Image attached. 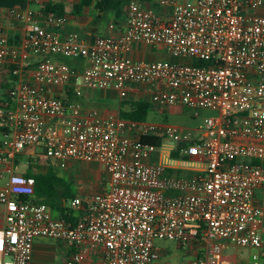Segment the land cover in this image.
Instances as JSON below:
<instances>
[{
  "label": "built area",
  "instance_id": "1",
  "mask_svg": "<svg viewBox=\"0 0 264 264\" xmlns=\"http://www.w3.org/2000/svg\"><path fill=\"white\" fill-rule=\"evenodd\" d=\"M156 3L160 12L129 1L125 30L90 43L76 33L60 38L31 9L8 10L26 23L27 33L10 45L0 28V68L11 77L0 102V264H30L40 237L71 248L66 264H85L87 245L98 246L99 264H151L161 257L156 240L203 245V255L182 264H230L225 243L255 249L251 264H260L264 0ZM44 17L53 29L65 22L53 12ZM135 43L162 47L169 59L134 60L129 53ZM53 56L86 65L78 70ZM140 85L155 105L217 115L192 134L166 123L102 115L80 100L84 87L113 88L125 98L130 86ZM147 136L160 137V146L143 144ZM35 148L53 168L65 169L70 161L103 164L106 186L68 199L72 219L53 218L34 199L35 179L19 171L21 155L35 156ZM180 163L194 174H170L182 169Z\"/></svg>",
  "mask_w": 264,
  "mask_h": 264
},
{
  "label": "crops",
  "instance_id": "2",
  "mask_svg": "<svg viewBox=\"0 0 264 264\" xmlns=\"http://www.w3.org/2000/svg\"><path fill=\"white\" fill-rule=\"evenodd\" d=\"M124 5L121 7L122 0H118V3H102L97 2L93 3L87 0H0V28L2 30L3 36L6 38V41L10 45H19L21 40L25 37L27 33V25L23 21L14 19L8 15L9 9H31L37 13L38 21L41 23L47 30L54 31L58 34L60 38H63L69 33H76L85 43L92 42L95 37L103 35H116L125 30V12L127 8V3L129 0H124ZM142 6L146 8L150 5L146 0H137ZM154 4L157 5L156 0ZM160 8V7H159ZM156 12L160 10L154 9ZM56 13L60 16H63L65 19L64 24L58 28L53 29L45 25V14L47 13ZM140 45L142 43H135L133 45L132 51L129 53V57L134 60L143 59L141 55H144L142 50L140 51ZM146 54V53H145ZM56 61H62L69 66L81 70L86 62L84 59H71L70 58H60L59 56L52 57ZM169 59L165 55L156 56L152 59L146 60H155V59ZM37 58L34 56L30 58L32 61V66L28 69L27 79L31 77L33 72V62ZM11 80V79H10ZM9 80V83H10ZM10 85V84H9ZM147 86H130L128 88V93L125 98H121L118 92L113 88L106 89H97V88H82V98L81 102L88 108L97 110L102 115H114L120 117V111L122 109V104L125 101H139L147 100ZM53 92L56 94H64L63 88L54 87ZM71 93V91L69 92ZM0 134L2 135L1 129ZM2 139V138H1ZM0 139V140H1ZM26 157V165L24 173L27 171L28 167L43 172L46 168L44 162L47 159L42 160L39 156L30 157L29 152H25L21 155ZM20 157V158H21ZM19 158V161H20ZM28 158L31 160L29 161ZM33 158V159H32ZM36 160L38 161L36 163ZM21 163V161H20ZM32 163V164H31ZM49 163V162H48ZM33 164H35L33 166ZM50 165V164H49ZM186 167V165H185ZM103 164L99 162L89 163L90 171L97 170L100 173L103 172ZM66 169L65 179L67 182H73L69 180L71 176H79L81 181H84V178L87 177L88 173L86 169H79L77 163L68 162ZM63 169V170H65ZM187 170H189L187 168ZM100 189V188H99ZM97 188L93 190H88L83 187H79L77 191H73L76 197H88L93 195L101 190ZM73 190V189H72ZM93 191V192H92ZM61 206H64L66 209L65 213L71 210L67 207L66 201L62 203ZM53 218H63V213L59 208H52L48 206ZM69 209V210H68ZM70 219V218H69ZM3 224V209L0 207V226ZM193 247V246H192ZM231 247H235L231 244H224V253L230 261V264H251L250 255L256 252L255 249L245 248L249 250L248 260L243 261L240 259L239 255L236 252L231 250ZM158 249V248H157ZM195 249V247H194ZM159 250V249H158ZM161 253V250H159ZM71 248L63 241H58L50 238L40 237L35 239L33 244L32 258L30 264H66V260L70 256ZM100 251L98 246L87 245L86 249L83 252V259L85 264H99L98 255ZM198 257L196 254L195 257ZM160 257L159 260L152 262L151 264H169ZM260 264H264V247L260 250Z\"/></svg>",
  "mask_w": 264,
  "mask_h": 264
},
{
  "label": "rangeland",
  "instance_id": "3",
  "mask_svg": "<svg viewBox=\"0 0 264 264\" xmlns=\"http://www.w3.org/2000/svg\"><path fill=\"white\" fill-rule=\"evenodd\" d=\"M133 1H137V0H133ZM146 1L150 5L149 7H151V9L160 10L159 6L154 4V0H146ZM124 2L125 1L122 0L121 7H123ZM139 47H140V51L142 50V52H144L143 53L144 55H141L143 59H152L156 56L166 54L162 47H158V46L154 47L147 44L140 45ZM10 79L11 77L9 75V72L6 71L5 68H0V100L4 98L5 91L8 87V85L6 86V83L11 84L9 83ZM158 108H159L158 110L154 108V110L148 114L146 121L166 123L173 126H178L184 129L185 131L191 132L192 134L196 133V129H198V127L203 124L205 118L215 117L217 115L216 111H212L210 109H204V108L161 107V106H159ZM1 138L2 135L0 134V139ZM35 154L36 156H39L42 162H44L43 160H45V157L43 156V150L41 148H35ZM30 159L28 158L29 161H31ZM20 161H21V168L19 171L21 173L22 172L24 173L25 169L27 168L26 157L22 156L20 158ZM37 162L38 161L36 160V163ZM75 163H77L79 169L80 168L86 169L88 175L86 178H84V181H81L79 179V176L69 177V180L73 182V186H72L73 191H77L79 187H83L88 190H93L95 188L97 189L100 188L99 190H102L106 186L107 176L103 172L100 173L97 170L90 171L89 163L87 162H75ZM44 164L48 166L47 162H44ZM34 165L35 164H33V166ZM179 167H181L184 170H187L185 166H179ZM54 169L59 176L64 178L66 177L65 176L66 169L65 170L59 168H54ZM178 170L173 172L169 171V173L172 175H179V176L188 175L185 172L178 173L177 172ZM155 245L159 250H161V257H162L161 259H163L169 264H182L185 261L195 257L196 254L198 256L203 255L202 254L203 245L201 244L192 247V244L189 243H187L185 246H181L175 241L156 240ZM231 250L233 252H236L241 260L246 261L249 259L248 249L231 247Z\"/></svg>",
  "mask_w": 264,
  "mask_h": 264
},
{
  "label": "trees",
  "instance_id": "4",
  "mask_svg": "<svg viewBox=\"0 0 264 264\" xmlns=\"http://www.w3.org/2000/svg\"><path fill=\"white\" fill-rule=\"evenodd\" d=\"M109 2L118 3V0L102 1V3H109ZM6 71L9 72L10 70L6 69ZM7 85L8 87L10 86L9 84L6 83V86ZM69 94L71 95V93ZM158 107L159 106L147 100H139V101H132V102L125 101L122 104V109L120 111V117L124 119L134 120V121H146L148 114L151 111H153L154 108L158 110L159 109ZM141 142L146 145H154V146H160L161 144L160 137L158 136L143 137L141 139ZM171 158L177 159L178 155L175 152H172ZM182 160H185V159H182ZM46 162L48 166H46L43 172H39L29 166L27 171L24 174L26 176H32L35 179L34 199L35 201L44 203L47 206H50L52 208H56V209L59 208L60 211L63 213V218L72 219L71 218L72 213H70L69 211L65 213L67 208H65L64 206H61L63 202L67 201L68 199H72L76 197L75 193L72 190L71 183L61 178L56 173L55 169L49 165L47 160ZM169 171L173 172L175 170L169 169ZM177 172L178 173L185 172L188 174L187 176H191L194 174L193 171L184 170V169H179Z\"/></svg>",
  "mask_w": 264,
  "mask_h": 264
},
{
  "label": "water",
  "instance_id": "5",
  "mask_svg": "<svg viewBox=\"0 0 264 264\" xmlns=\"http://www.w3.org/2000/svg\"><path fill=\"white\" fill-rule=\"evenodd\" d=\"M180 166H185V164L184 163H180ZM185 168H188V167L186 166Z\"/></svg>",
  "mask_w": 264,
  "mask_h": 264
}]
</instances>
